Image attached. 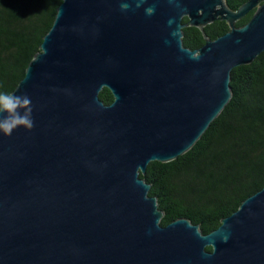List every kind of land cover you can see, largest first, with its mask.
Listing matches in <instances>:
<instances>
[{
    "label": "water",
    "instance_id": "water-1",
    "mask_svg": "<svg viewBox=\"0 0 264 264\" xmlns=\"http://www.w3.org/2000/svg\"><path fill=\"white\" fill-rule=\"evenodd\" d=\"M217 20L230 30L211 40ZM188 25L201 48L185 47ZM263 52L264 0H62L12 93L30 98L33 127L0 135V264H264V187L203 234L161 225L140 177L195 146L233 69Z\"/></svg>",
    "mask_w": 264,
    "mask_h": 264
},
{
    "label": "trees",
    "instance_id": "trees-1",
    "mask_svg": "<svg viewBox=\"0 0 264 264\" xmlns=\"http://www.w3.org/2000/svg\"><path fill=\"white\" fill-rule=\"evenodd\" d=\"M249 0H226L237 10ZM62 0H0V91L12 94L41 52ZM256 9L236 23L247 24ZM187 19V20H186ZM189 19H183L188 24ZM215 40L229 32L226 21L205 27ZM185 47L196 50L206 40L197 27L183 29ZM233 96L195 146L168 163L151 162L140 177L151 185L164 212L161 225L187 218L203 234L217 229L222 219L236 212L244 200L264 187V52L250 65L231 73ZM100 99L109 105L112 92ZM208 250H212L210 247Z\"/></svg>",
    "mask_w": 264,
    "mask_h": 264
},
{
    "label": "clouds",
    "instance_id": "clouds-1",
    "mask_svg": "<svg viewBox=\"0 0 264 264\" xmlns=\"http://www.w3.org/2000/svg\"><path fill=\"white\" fill-rule=\"evenodd\" d=\"M19 127H33L30 98L0 91V135L8 137Z\"/></svg>",
    "mask_w": 264,
    "mask_h": 264
},
{
    "label": "bare ground",
    "instance_id": "bare-ground-1",
    "mask_svg": "<svg viewBox=\"0 0 264 264\" xmlns=\"http://www.w3.org/2000/svg\"><path fill=\"white\" fill-rule=\"evenodd\" d=\"M187 20V19H186Z\"/></svg>",
    "mask_w": 264,
    "mask_h": 264
}]
</instances>
